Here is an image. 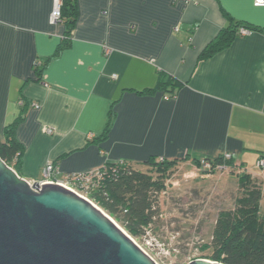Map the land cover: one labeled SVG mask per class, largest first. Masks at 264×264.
<instances>
[{
	"label": "crops",
	"instance_id": "crops-1",
	"mask_svg": "<svg viewBox=\"0 0 264 264\" xmlns=\"http://www.w3.org/2000/svg\"><path fill=\"white\" fill-rule=\"evenodd\" d=\"M77 3L72 39L64 44L66 24L50 22L54 0H0V140L23 146L20 174L39 180L48 161L61 174L95 172L108 162L137 169L153 156L195 171L197 159L229 152L261 186L263 215L264 169L248 165L252 155L256 162L264 156V6L254 0ZM228 16L262 30L238 34L200 60ZM160 72L182 82L174 96L138 92L154 88ZM112 108L111 130L100 139Z\"/></svg>",
	"mask_w": 264,
	"mask_h": 264
},
{
	"label": "trees",
	"instance_id": "trees-1",
	"mask_svg": "<svg viewBox=\"0 0 264 264\" xmlns=\"http://www.w3.org/2000/svg\"><path fill=\"white\" fill-rule=\"evenodd\" d=\"M78 14L77 0H62L61 22L67 26L63 36L64 44L72 39V30ZM228 18V25L223 27L207 44L199 56L200 60L209 58L229 46L239 34L240 26L262 30V28L235 21L231 16ZM181 85L182 82L173 75L160 72L154 88H146L138 92L150 94L161 90L165 95L174 96ZM115 117L116 112L112 108L110 120L100 139L107 137ZM17 122L18 120H15L6 127L5 132L11 133ZM22 153L23 146L15 138L7 141L0 140L1 158L13 166L19 174ZM208 159L216 164L224 161L232 166L236 164L234 157L229 160H224V156ZM178 161V159L167 160L165 157L163 161L155 156L149 158L146 163L155 169L157 176L135 169L125 162L123 165L120 162H108L102 168L104 178L92 186L88 196L120 222L130 235L138 237L158 217V194L166 189V172L171 171ZM199 161L200 159H197L196 163ZM238 179L242 195L237 198L234 208L219 212L210 244L213 252L208 258L225 264H264V214L260 213L262 189L245 170L239 173Z\"/></svg>",
	"mask_w": 264,
	"mask_h": 264
},
{
	"label": "water",
	"instance_id": "water-1",
	"mask_svg": "<svg viewBox=\"0 0 264 264\" xmlns=\"http://www.w3.org/2000/svg\"><path fill=\"white\" fill-rule=\"evenodd\" d=\"M0 264L158 263L94 201L58 182L30 184L0 156Z\"/></svg>",
	"mask_w": 264,
	"mask_h": 264
},
{
	"label": "rangeland",
	"instance_id": "rangeland-1",
	"mask_svg": "<svg viewBox=\"0 0 264 264\" xmlns=\"http://www.w3.org/2000/svg\"><path fill=\"white\" fill-rule=\"evenodd\" d=\"M251 158L249 169L254 162L261 168L259 159L256 162L255 155ZM138 166L157 176L151 166ZM196 167L200 171H191L192 165L181 162L166 172V190L158 194V217L142 235H131L159 264H188L197 258H208L213 252L210 244L219 212L234 208L242 195L236 180L244 169L237 170L238 165L226 172L205 170L198 164ZM78 189L85 191L82 186Z\"/></svg>",
	"mask_w": 264,
	"mask_h": 264
},
{
	"label": "built area",
	"instance_id": "built-area-1",
	"mask_svg": "<svg viewBox=\"0 0 264 264\" xmlns=\"http://www.w3.org/2000/svg\"><path fill=\"white\" fill-rule=\"evenodd\" d=\"M254 4L256 6H264V0H254ZM61 18H62V0H54L53 9L50 14V22L53 24L57 22H61ZM252 31L253 30L251 28L246 26L239 27V34L242 35L250 34ZM35 105L36 107H39L38 104ZM47 131L51 132L52 128H48ZM223 156H224V160H229L233 158V154L229 152L225 153ZM158 160L163 161L164 157H159ZM123 163L124 162H120V164L122 165ZM258 164L262 169H264V156H261L259 158ZM198 165L200 168L205 170H217L220 172H226L227 170H232L234 168V166L228 164L226 161L216 164L213 160L205 157L200 159ZM236 165L238 164H235V168ZM238 166L240 167L238 168L239 170L243 169L240 165ZM103 178H104V171L102 169L97 170L95 172H67L61 174L57 164L54 161H48L42 169V178L39 179L38 181H40L41 184L44 182H58L64 184L76 190L77 192L81 193L82 195L86 196L87 198L91 199L88 196L89 190L92 188V186L96 184L97 181ZM27 180L30 182V184H32L34 181H37L30 179ZM78 186H82V188H85V191L81 192L78 189ZM165 190L163 192H165Z\"/></svg>",
	"mask_w": 264,
	"mask_h": 264
},
{
	"label": "bare ground",
	"instance_id": "bare-ground-1",
	"mask_svg": "<svg viewBox=\"0 0 264 264\" xmlns=\"http://www.w3.org/2000/svg\"><path fill=\"white\" fill-rule=\"evenodd\" d=\"M66 186V185H65ZM69 187V186H68ZM69 188H71V187H69ZM72 189V188H71ZM74 190V189H73ZM153 258V257H152ZM155 260V259H154ZM157 262V261H156ZM159 264V263H158Z\"/></svg>",
	"mask_w": 264,
	"mask_h": 264
}]
</instances>
